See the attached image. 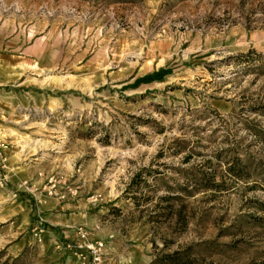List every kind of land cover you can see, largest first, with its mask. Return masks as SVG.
I'll return each instance as SVG.
<instances>
[{
    "label": "rangeland",
    "instance_id": "1",
    "mask_svg": "<svg viewBox=\"0 0 264 264\" xmlns=\"http://www.w3.org/2000/svg\"><path fill=\"white\" fill-rule=\"evenodd\" d=\"M250 49L264 53V0H0V175L79 186L109 264H264V137L249 128L264 129V74L235 58ZM6 182L0 264H70L43 252L44 225L15 236Z\"/></svg>",
    "mask_w": 264,
    "mask_h": 264
},
{
    "label": "crops",
    "instance_id": "2",
    "mask_svg": "<svg viewBox=\"0 0 264 264\" xmlns=\"http://www.w3.org/2000/svg\"><path fill=\"white\" fill-rule=\"evenodd\" d=\"M8 171L7 179L8 184L12 186L15 191V195L20 193V197L14 200L15 205L19 204L21 209H24L22 213V224H16L14 226L15 236L20 233L22 234L24 230L26 231L31 226H42L45 227V240L42 244L44 246L43 252L45 254H50L51 261L61 262L63 259L68 261L70 264H80L77 257L73 256L71 253H64L62 249H58L60 244L64 241H71L75 235V226L78 224H86L91 226L90 228H98L102 226L101 223H95L94 214L90 211L87 201L76 200L79 196L74 197L71 202L59 201L56 198L48 197L43 189L44 178L39 180H30L31 189L20 188V182L23 178H20L18 174L11 175ZM37 212V217L33 219L30 208H28V203ZM94 225V227H93ZM96 231V230H95ZM98 232H105L100 230ZM95 234L97 238L98 234ZM30 241L33 239L29 238ZM24 244V242H23Z\"/></svg>",
    "mask_w": 264,
    "mask_h": 264
},
{
    "label": "built area",
    "instance_id": "3",
    "mask_svg": "<svg viewBox=\"0 0 264 264\" xmlns=\"http://www.w3.org/2000/svg\"><path fill=\"white\" fill-rule=\"evenodd\" d=\"M6 180V177L0 175V188L6 186ZM20 188L31 189L32 186L29 181L23 180L20 182ZM44 190L47 196L66 199L69 196H77L79 186L68 183L61 176L52 175L47 179ZM100 198L101 196L96 194L92 195L89 200L90 202H97ZM39 227L35 228L34 235L42 240L44 228ZM110 237H113V235H110ZM67 246L73 250L80 264H109L107 242L101 238L93 237L89 229L82 224L75 226V235L71 241H68Z\"/></svg>",
    "mask_w": 264,
    "mask_h": 264
},
{
    "label": "trees",
    "instance_id": "4",
    "mask_svg": "<svg viewBox=\"0 0 264 264\" xmlns=\"http://www.w3.org/2000/svg\"><path fill=\"white\" fill-rule=\"evenodd\" d=\"M235 58L238 60V62L245 64L243 69L246 73H255V74H264V53L257 52L255 49H250L249 51L245 53H240L235 56ZM256 60L259 61V63H256ZM167 70L162 68L152 74H148L142 78L144 81H151L160 78ZM258 110V112H264L262 108H264V105H261L259 107H254ZM215 111V110H213ZM216 112V111H215ZM252 132L256 133L259 136L264 137V129L263 128H257L255 127H249ZM159 132H162L161 130ZM231 150L230 151L231 153ZM229 171L232 173H235V175H240V176H248V170L247 169H241L238 167L237 169L234 166L229 167ZM140 177V173H137L134 177V182ZM166 200H169L171 197L170 196H164ZM205 241L201 244H198L199 246H202ZM165 262H168L170 264H190L187 258L182 255L179 251H175L172 254L165 255L161 258L157 256L152 264H166ZM195 264V262H194Z\"/></svg>",
    "mask_w": 264,
    "mask_h": 264
}]
</instances>
